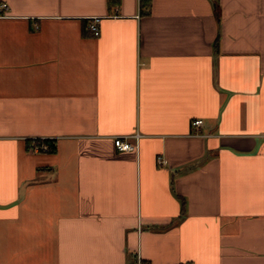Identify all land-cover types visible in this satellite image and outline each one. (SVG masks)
Here are the masks:
<instances>
[{
	"label": "crops",
	"instance_id": "crops-1",
	"mask_svg": "<svg viewBox=\"0 0 264 264\" xmlns=\"http://www.w3.org/2000/svg\"><path fill=\"white\" fill-rule=\"evenodd\" d=\"M2 3L0 264H264V0Z\"/></svg>",
	"mask_w": 264,
	"mask_h": 264
},
{
	"label": "built area",
	"instance_id": "built-area-1",
	"mask_svg": "<svg viewBox=\"0 0 264 264\" xmlns=\"http://www.w3.org/2000/svg\"><path fill=\"white\" fill-rule=\"evenodd\" d=\"M7 8H8L7 4L5 3L0 4V11H3L4 9H7ZM100 20L101 19L99 17H95L90 20L89 25H88V29L92 31L95 36L99 35L98 24ZM202 123H203L202 120L196 119L192 122V126L194 128H199L202 125ZM194 134L198 135L197 132ZM115 146L120 151H130V150L135 149V146L132 143L124 139H121V138L115 139ZM47 150H48V146L45 144H39V142L33 143L31 147V151L33 152H47ZM157 163L159 165H164L166 161L163 159L162 156H158Z\"/></svg>",
	"mask_w": 264,
	"mask_h": 264
},
{
	"label": "trees",
	"instance_id": "trees-1",
	"mask_svg": "<svg viewBox=\"0 0 264 264\" xmlns=\"http://www.w3.org/2000/svg\"><path fill=\"white\" fill-rule=\"evenodd\" d=\"M151 1L152 0H140V5H141V8L143 9V13H146L150 10V7H151ZM119 2V0H108V5L110 7H113L115 5H117ZM215 15L218 19V21L220 22L221 20V12H220V7L219 5L217 4L216 7H215ZM219 42V38L217 39L216 41V45L218 44ZM39 142V141H38ZM45 144L48 146V150L47 152H54L55 151V144L49 140H44L43 142H39V144Z\"/></svg>",
	"mask_w": 264,
	"mask_h": 264
}]
</instances>
